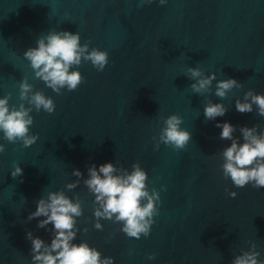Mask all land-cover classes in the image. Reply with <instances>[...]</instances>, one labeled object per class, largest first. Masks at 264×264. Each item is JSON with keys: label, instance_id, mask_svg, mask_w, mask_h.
<instances>
[{"label": "water", "instance_id": "obj_1", "mask_svg": "<svg viewBox=\"0 0 264 264\" xmlns=\"http://www.w3.org/2000/svg\"><path fill=\"white\" fill-rule=\"evenodd\" d=\"M65 31L78 32L89 52L107 51L108 64L100 71L82 59L70 69L81 72L80 85L57 93L36 77L24 53ZM191 69L200 75L193 77ZM213 73L207 90L192 88ZM229 78L237 86L217 96V83ZM25 80L32 88L21 99ZM38 91L53 99L54 112L29 103ZM248 92L264 94V0H0V98L9 97L10 111L21 104L31 109L29 135H38L26 147L0 130V264H38L28 233L50 246L54 226L39 227L46 217L29 216L54 191L80 203L73 243L99 249L101 261L235 264L251 251L264 264V187H237L224 176L223 151L232 140L221 139L216 126L231 122L241 144L245 126L264 136L256 104L248 113L236 109ZM208 103H222L227 111L207 119ZM173 114L191 133L179 149L160 140ZM108 162L114 175H128L138 165L148 173L149 193H159L148 235H127L115 215L95 216L100 204L86 181L93 165L98 170ZM17 165L23 173L13 177ZM76 169L81 175L73 174Z\"/></svg>", "mask_w": 264, "mask_h": 264}, {"label": "clouds", "instance_id": "obj_2", "mask_svg": "<svg viewBox=\"0 0 264 264\" xmlns=\"http://www.w3.org/2000/svg\"><path fill=\"white\" fill-rule=\"evenodd\" d=\"M163 4L165 0H160ZM25 57L31 62L35 75L41 78L48 87L59 93L61 88L69 91L75 90L83 78L77 69L70 71L73 65H80L83 60L91 63L100 71L108 64V52L93 48L88 51V45H80V34L70 31L52 32L47 37L38 41V47L29 48ZM193 77L200 75L199 69H191ZM216 78L215 73L206 79H200L198 84L192 88L201 92L207 90ZM238 81L235 78L222 79L217 83L216 95L225 97L228 90L236 87ZM32 86L27 81L20 84L21 99H27ZM251 96V102L247 97ZM9 97L0 98V130L4 137L10 142L17 139L23 141L24 146H31L38 139V135H29V126L33 124V117L29 115L31 109L25 108L23 104L17 109H9ZM29 103L33 104L37 111L43 109L49 113L55 111L56 105L51 97L43 92H35ZM256 104L259 114L264 115V94L253 95L246 93L245 101L237 100L236 109L241 113L252 111V105ZM227 109L222 103H208L204 114L207 119H215L223 116ZM164 127L160 133V140L165 144L173 145L177 149L185 147L191 139V133L180 127L182 117L173 114L164 121ZM217 127H222L221 139L232 140V143L223 151L225 163L222 165L226 178H230L237 187H244L252 182L254 187H264V136L256 135V128L245 126L241 129L244 143L233 138L235 126L228 121L218 122ZM158 148V146H157ZM5 150L0 144V152ZM115 166L108 162L101 164L99 169L93 165L89 169L90 178L86 181L88 188L95 194V199L100 208L95 211L97 218L111 220L115 215L117 221H124L123 231L131 236L140 238V234H149L152 217L155 210V202L159 199V193L152 195L146 188L148 173L138 165L128 175H114ZM23 169L17 165L12 172L13 177L22 175ZM81 175L79 169L73 173ZM102 174V175H101ZM69 188L75 187L69 184ZM230 195L235 197L236 192ZM147 200L146 203L142 201ZM80 203H73L72 199L63 192H50L47 199L41 198L36 210L30 213L29 219L46 217L39 222V227L52 224L55 236L50 246L39 236H32V249L35 253L32 259L38 264H112L113 257L101 261L99 249L90 246L87 242L73 243L76 238L74 225L75 217L81 216ZM95 227L101 229L102 225L97 222ZM44 251H41V249ZM155 254H153L154 256ZM257 252H245L238 256L235 264H257Z\"/></svg>", "mask_w": 264, "mask_h": 264}]
</instances>
